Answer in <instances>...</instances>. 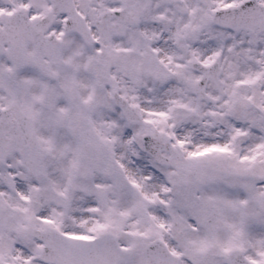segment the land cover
I'll return each instance as SVG.
<instances>
[{
    "label": "snow or ice",
    "instance_id": "6c2138e0",
    "mask_svg": "<svg viewBox=\"0 0 264 264\" xmlns=\"http://www.w3.org/2000/svg\"><path fill=\"white\" fill-rule=\"evenodd\" d=\"M0 264H264V0H0Z\"/></svg>",
    "mask_w": 264,
    "mask_h": 264
}]
</instances>
